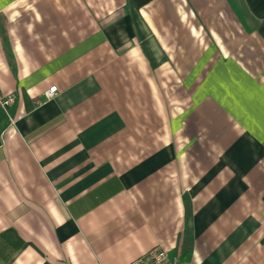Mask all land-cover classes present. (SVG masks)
Listing matches in <instances>:
<instances>
[{
	"label": "crops",
	"instance_id": "obj_1",
	"mask_svg": "<svg viewBox=\"0 0 264 264\" xmlns=\"http://www.w3.org/2000/svg\"><path fill=\"white\" fill-rule=\"evenodd\" d=\"M0 89V264H264V0H0Z\"/></svg>",
	"mask_w": 264,
	"mask_h": 264
},
{
	"label": "built area",
	"instance_id": "obj_2",
	"mask_svg": "<svg viewBox=\"0 0 264 264\" xmlns=\"http://www.w3.org/2000/svg\"><path fill=\"white\" fill-rule=\"evenodd\" d=\"M57 86L51 87L46 92V97L51 98L54 96ZM14 94H4L0 89V109L8 111L10 106L15 103ZM128 264H180L178 258H171L168 252L162 247L156 246L151 248L147 253L141 255L135 260L131 261Z\"/></svg>",
	"mask_w": 264,
	"mask_h": 264
},
{
	"label": "trees",
	"instance_id": "obj_3",
	"mask_svg": "<svg viewBox=\"0 0 264 264\" xmlns=\"http://www.w3.org/2000/svg\"><path fill=\"white\" fill-rule=\"evenodd\" d=\"M133 1L135 2V4L137 6H143L144 4L149 2L150 0H133ZM189 206H190V203L188 202V204H187L188 210H189ZM189 253H190V248L188 246V243L186 242V244L183 247V250L181 251V256L188 257Z\"/></svg>",
	"mask_w": 264,
	"mask_h": 264
}]
</instances>
